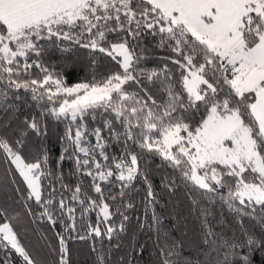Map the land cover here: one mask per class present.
<instances>
[{
	"label": "snow or ice",
	"instance_id": "6c2138e0",
	"mask_svg": "<svg viewBox=\"0 0 264 264\" xmlns=\"http://www.w3.org/2000/svg\"><path fill=\"white\" fill-rule=\"evenodd\" d=\"M144 35L158 37L175 72L143 66ZM77 49L88 75L69 83ZM53 53L65 57L59 67ZM101 56L118 67L102 71ZM0 113V264H72L70 241L89 243L92 264H141L145 252V264H253L264 251V0H0ZM49 121L65 124L55 169L30 142ZM157 159L172 170L162 190L190 202L191 237L173 236L155 212ZM137 180L152 215L133 226ZM78 211L80 221L95 212V224L78 227ZM26 218L51 226L56 244L33 229L50 262L20 238Z\"/></svg>",
	"mask_w": 264,
	"mask_h": 264
},
{
	"label": "trees",
	"instance_id": "16d2710c",
	"mask_svg": "<svg viewBox=\"0 0 264 264\" xmlns=\"http://www.w3.org/2000/svg\"><path fill=\"white\" fill-rule=\"evenodd\" d=\"M139 43L141 47L145 49L146 59L143 62L144 67L161 68L165 63H168L169 68L173 72L176 71V67L172 65L170 61L164 59L165 57L170 56L171 53L169 51L156 47V45L158 44V37L154 38L151 35H144L143 37H141ZM66 58L70 61L76 62L75 70L72 71V73L67 77L69 83L77 82L80 78L88 75L87 65L89 64V58L86 50L77 49L76 51L67 54ZM64 59L65 57H62L61 54L53 53L50 57L49 62L59 67L63 63ZM100 67L102 71L104 70L111 71L118 66L115 65V62H113L111 58L101 56ZM129 90L135 91L137 89L135 85H131L129 87ZM151 92L154 98L158 102L161 101L162 98L166 95L165 93H161L160 91H158L156 88L151 89ZM24 111L25 112L35 111V105H33L31 109H24ZM3 118H4L3 114L0 113V119ZM88 123L90 127L96 126L92 123L91 119H89ZM64 131H65L64 123L49 121L47 136L30 137V142H33L36 145H40L41 143H43V145L47 148L50 155V164L52 169L56 168V162L62 150L60 137L64 135ZM110 151L118 155L120 150L116 146H113ZM156 163H159L158 159L151 164V168L153 169L151 173V181L155 192L158 193V198H157L158 202L155 203L153 206L155 212L160 216L163 226L167 228L172 233L173 236L179 238L185 232H187L189 237H191L195 231L196 224L194 218L188 215L187 210L190 202L187 200V197L184 195L183 189H181L176 196H171L170 194L162 190L161 176L164 175L166 172L170 174L172 170L164 169V168L157 170L155 168ZM4 167H5L4 165H0V178L3 177ZM62 168L66 182L71 185H75L77 183L76 179L74 177L69 176V171L72 169V162L71 161L63 162ZM11 179L12 178L9 177V180ZM89 185H90V180L86 178L84 180V186L86 191L89 193V195L96 196V194L92 192L91 187ZM12 187L14 189L15 185H13ZM104 187H105V195L107 196L108 195L107 186ZM134 188L136 190H134L131 193V201L132 203L135 204V207L133 209L128 210V214L131 217L132 224L133 226L136 225L137 218H139L141 221L147 219V222L150 223L152 208L146 206V201L144 199L146 197V186L144 185L142 180H137L136 182H134ZM111 191L113 194H115L118 191V189L113 187ZM112 210L114 211V208ZM216 210L217 213L219 214L218 207ZM224 215L226 218L230 219V217L228 216L227 209H224ZM89 221L95 224L96 222L95 212L90 213L88 215L87 221H80L79 211H78L77 213L78 227L80 223H86ZM25 223L29 231L27 232V234L21 232L20 238L28 246L29 250L39 255L41 261L50 262L51 255L49 250L44 246V242L41 240V236L33 234V229L38 227L40 233L44 236H47L48 238L47 243L56 244L57 241L55 239L51 226L48 225L46 222L40 223L39 221L37 222L36 225H32L30 223V218H26ZM56 228L57 230H59L60 225L57 224ZM150 235L151 234L146 233V231L137 232V237L141 242L148 241L150 243L149 241ZM107 243L108 241L105 240V245H107ZM70 247L73 252L72 264H92V256L90 254L88 242L70 241ZM147 260H148V253L145 252L144 259L141 262V264H145ZM252 261L253 264H264V251L255 252L252 256ZM15 264H19L18 259L15 261Z\"/></svg>",
	"mask_w": 264,
	"mask_h": 264
}]
</instances>
